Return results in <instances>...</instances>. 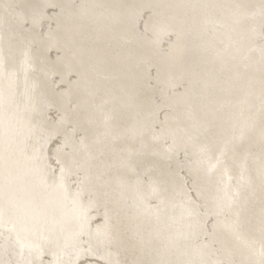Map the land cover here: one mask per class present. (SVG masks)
I'll return each mask as SVG.
<instances>
[{
	"label": "bare ground",
	"instance_id": "obj_1",
	"mask_svg": "<svg viewBox=\"0 0 264 264\" xmlns=\"http://www.w3.org/2000/svg\"><path fill=\"white\" fill-rule=\"evenodd\" d=\"M58 1L63 2L0 1V264H74L80 256L99 260L98 263L87 261L85 264H218L211 260L210 249L197 243V231L203 228L205 220L198 216L184 188L179 183H172L179 170V165L173 161L175 154L184 149V154L191 156L186 158L185 168L192 175L196 172L200 176L196 181L198 189L212 194L227 193L224 197L221 195L222 199L211 194V205V202L204 201L209 205L207 209L218 208L217 212L212 210L218 226L211 235L215 240L212 244L216 260L219 264H264V153L259 152L261 146L264 148V80L257 81L249 71L242 75L237 72L226 75L220 72V67H212L211 60H206L207 66L200 65L199 72L192 73L193 63L201 61V56L205 55L195 43L203 25L200 27L201 20L193 18L190 22L188 19L186 30H178L184 24V16L188 15V3L190 11H204L201 18L198 14L200 19L214 18L217 25L225 28L222 32L215 31L213 40L203 49L207 51L212 46L213 50H219L217 42L226 45L227 49L228 39L232 40L236 34H231V26H224L226 23L220 18L224 19L226 11L244 13L253 1L234 0L232 7H225L226 4L224 8L227 10L220 12V4L215 0H175L173 6L176 7L165 9L159 5L162 8L153 11L155 21L147 25L153 41L162 35L167 22L177 19L176 24L173 23L179 36H175L172 47L177 52L190 54L186 59L170 55L168 64L158 70L160 76L173 75L167 91L161 92L169 93L174 84L178 85L180 73L192 78L178 92L168 95L171 98L169 107L181 103L180 109L169 111L171 118L163 130L170 135L174 145L168 149V155L161 152L163 137L153 134L150 129L157 102L148 98L146 89L152 87L149 81L142 79L144 63L159 60L153 56L154 42L147 39V42H136L142 50L128 55L114 47L111 50L108 29L99 26L89 32L76 15L75 21L68 19L70 10H65V23L56 29L59 34L53 33L54 39L41 46L36 25L45 7ZM136 1L138 4L155 2ZM98 2L102 3V0ZM214 3L216 6L212 8ZM69 8L72 12L75 9ZM261 11L252 16L241 15L249 17L252 24L237 34L241 41L250 37L249 30L263 18ZM240 17L235 24L243 23L244 19ZM108 18L115 21L114 16ZM24 25L28 27L25 29ZM54 47L64 51L62 55L66 61L60 66L62 71L70 73L74 67L81 73L80 81H67L69 86L75 85L70 94L66 90L62 95H54L53 82L38 72L40 67L60 69L48 59V53ZM239 54L238 60L246 62L244 53ZM233 59L229 61L237 65L239 61L236 63V58ZM250 96L257 101H247ZM211 99L215 101L212 103ZM211 103L213 107L210 109ZM20 106L23 115H17ZM52 106L62 117L59 125L41 118L40 114H45ZM102 107L105 109L97 112ZM258 113L263 114L255 120ZM68 127L74 128L72 133H68ZM198 127L207 135L203 132L199 135ZM212 130L229 134L227 141L221 136L215 143L212 139L214 132L209 133ZM79 134L85 137L82 145L77 143ZM55 138L63 142L60 151L66 156L61 165L57 163L61 170L56 172L46 159L50 141ZM224 143L230 154L224 168L210 163L208 169L194 165V160L206 158L207 153L214 157L219 145L224 146ZM204 146L214 147L215 151L210 152ZM80 165L84 171L81 172L89 179L90 188L81 187L72 192L71 180L75 183L80 178L79 173L73 174L70 167ZM147 167L150 169V183L141 184V173ZM220 168L222 174H227L226 178L220 179V184L210 183L221 174ZM243 190L249 193L248 197H240ZM152 204L156 206L152 207ZM91 215L93 218L104 217L98 223V229L93 228Z\"/></svg>",
	"mask_w": 264,
	"mask_h": 264
},
{
	"label": "rangeland",
	"instance_id": "obj_2",
	"mask_svg": "<svg viewBox=\"0 0 264 264\" xmlns=\"http://www.w3.org/2000/svg\"><path fill=\"white\" fill-rule=\"evenodd\" d=\"M1 1V0H0ZM63 2L61 3V1H58V2H56V3H54V4H51V5H49L47 8L45 7V9H44V11H43V14H42V16L39 18V21H38V24L36 25V29L38 30L39 29V31H37V33L39 34V41H40V45L42 46L43 44H46L47 43V41H49V39L50 40H53L54 39V34H59V32L57 31L58 30V28H61V26L63 25V23H65V20H66V18H64V16H65V10H70V12H72L71 11V8H69V7H72V9H73V7L75 8V9H73V12L75 11V13L74 14H72V13H70L69 12V14L70 15H68L67 17H70V18H68V19H70V20H72V21H75L76 19L79 21H81V22H83V24H84V26H86L87 27V29L89 30V32L90 31H93L94 32V28H100L101 26V28H103V29H108V31H110V33H109V39H108V43L110 44V45H108V47H109V49H113V47H114V49L116 48V49H119L120 50V53L121 52H123V54H125V55H128V53L129 52H131V53H138L140 50H142V48L141 47H139V44H137L136 42H138V43H143L144 41H146L147 42V40H150V41H152V42H154V44L156 45H154V48H153V51H155V52H153L154 54H153V56L154 57H159V60L157 59V61H154V60H151V61H146L145 63H144V65L142 66V68L144 69V72H143V75H142V79L143 80H146V81H149V83H150V87H152V88H150V89H146L148 92H149V95H148V98L149 99H151L152 98V100H156V102H157V105H156V107H155V111H156V113H155V116H154V121L151 123V127H150V129H152V133L153 134H155V135H157V136H161V137H163V139H161L160 141V145H161V148H163L162 149V154L163 155H166L167 154V151H168V149H170V148H172L174 145L172 144V138L170 137V135L168 136L166 133H164L163 132V130H166L165 128H166V126L168 125V124H166L167 122H168V120L171 118V115L170 114H172V113H169V111L171 110V109H180V106H181V103H179V104H176V105H173V106H170L169 107V105H168V101L171 99L168 95L170 94V93H172V92H178L182 87H183V85H184V87L186 86V83L188 82V80H189V75H187V74H184V73H180V80H179V84L178 85H176V84H174L173 86H175L173 89H169L168 91H170L169 93H166V92H161V90H163V91H167V90H165L166 88H168V86H170V84L172 83V81H170L171 80V78L170 77H172L173 75H158L159 74V68L160 67H163L164 65H166V64H168V60H169V58L171 59V57H174V56H178L177 58H181V59H186V57H189V55L190 54H188V53H185L184 51H178L177 52V50H175V48L174 47H172V44L174 43V38H175V36H179L176 32V29H175V24H176V20L177 19H174V20H170L169 22H167L166 23V25H165V27H164V31H163V33H162V35L158 38V39H160V40H158V39H156V40H154L153 41V39H152V34H151V31L149 30V26H147V25H150V23H154V17H152V13H153V11H155L158 7H160V6H162V7H164L165 9H171V8H174V7H176V6H173V3L174 2H176L175 0H162V1H156V0H151V1H155V2H146V3H142V2H139V4L137 3V1L135 0H118V1H116V0H102V3L104 4H102L101 2L99 3L98 1H101V0H78V1H75V0H73L74 1V3H73V1L72 0H70V1H68V0H62ZM64 1H66V2H64ZM72 1V2H71ZM95 1V2H94ZM97 1V2H96ZM125 1H126V3H125ZM131 1H133L134 2V4H133V2H131ZM167 1H169V2H167ZM253 2H252V4H251V6L250 7H248V8H246L245 9V14H247L248 16H252V14L254 15V14H256V13H258L257 11L258 10H262L261 12V14H262V19H260V21L258 22V24H256V25H253V27L249 30V38L248 39H246V41H244V40H240V38L238 37V35H240L239 33H243V29H245L248 25H252L250 22V18L248 17V18H246V17H244V16H241V15H243L244 13H242V11H241V13H239L237 10V12L236 11H232L231 9V12H227L226 11V13L223 11V10H227L226 8H224V6L225 7H230L232 4H233V2H234V0H215V3H217V4H220L219 5V10H220V12L222 11V12H224L223 13V15L225 16L224 17V19L223 18H220L221 20H222V22H224V23H226V25H224V26H228L229 28H230V26H231V34H233V33H235V34H233V35H235V36H233V38H232V40L231 39H228V41H227V43H228V46H227V49H226V45H225V47L223 46V44L222 43H218L217 42V46H219L218 48H219V50H213V48H212V46H209V48L207 49V51H206V49H203V47L206 45V43H208L209 41H212L213 39V37H214V32L215 31H220L221 30V32L223 31V30H225V28H223V27H221L220 25H217V23H216V21L214 20V18H212V19H209L210 17H207V19L205 18H202V19H200L202 16H204L205 14H204V11L203 10H197V11H194V10H191L190 11V8H189V5H188V3L186 4V8H188L187 10H186V13H188V15H186V13L184 14V15H186V17L184 16V21H183V23L184 24H182V26L181 27H179V29L178 30H180L181 29V31L183 30H186L187 29V26H188V23L190 22V20H193V18L194 19H199V20H201V23H203V24H201L200 23V27H202V25H203V27L202 28H199V32H201L202 31V33L204 34V35H202V33H199V34H197V38H198V41H197V39L195 40V43H196V45L198 46V47H200V51H202L201 53L202 54H205L204 56L202 55L201 56V58H203L201 61H199V62H195V63H193V67H192V69H190V70H192V73H196V72H199L200 71V65L202 66H207L206 65V60H211L212 62L211 63H209L212 67H220V72L221 73H225L226 75L227 74H229V75H233L232 73L233 72H237L239 75H242L243 73H246V72H250L251 73V75H253L254 76V78L257 80V81H262V80H264V70H263V68L262 67H264V61H263V57H264V0H252ZM91 2V3H90ZM114 2V3H113ZM128 2H129V4H128ZM262 2V3H261ZM72 3V4H71ZM106 3V4H105ZM111 3V4H110ZM120 3H122V4H120ZM123 3H125V4H123ZM165 3H166V5H165ZM190 3V2H189ZM215 3L212 5V8H214V6H216L215 5ZM67 4H68V6H67ZM101 4V5H100ZM116 4V5H115ZM119 4V5H118ZM131 4V5H130ZM162 4V5H161ZM69 5H72V6H69ZM85 5H86V7H85ZM108 5V6H107ZM123 5H124V7H123ZM126 5V6H125ZM160 5V6H159ZM169 5H170V7H169ZM229 5V6H228ZM77 6V7H76ZM95 6V7H94ZM100 6H102V7H100ZM117 6V7H116ZM132 6V7H131ZM233 6V5H232ZM231 6V7H232ZM254 6V7H253ZM66 7H67V9H66ZM78 7L80 8V9H78ZM104 7V8H103ZM126 7V8H125ZM162 7H160V8H162ZM99 8V9H98ZM122 8V9H121ZM125 8V9H124ZM132 8V9H131ZM252 8V9H251ZM77 9V10H76ZM83 9V10H82ZM94 9H96L95 10V12L96 13H98V14H96L93 10ZM98 9V10H97ZM102 9H104V10H102ZM110 9V10H109ZM113 9H114V11H113ZM116 9V10H115ZM255 9V10H254ZM81 12V13H79V11ZM82 10V11H81ZM84 10H86V11H84ZM102 10V11H101ZM254 10V11H253ZM83 11H84V13H83ZM108 11V12H107ZM117 11V12H116ZM150 11V12H149ZM192 11H193V13H192ZM249 11V12H248ZM256 11V12H255ZM8 12H9V10H8ZM77 12V13H76ZM87 13V15H86V13ZM88 12H90V13H88ZM95 13L96 14V16H95V14L93 15L92 13ZM102 12H103V14H102ZM79 13V14H78ZM151 13V14H150ZM192 13V14H191ZM86 16H85V15ZM91 14V15H90ZM115 14V15H114ZM120 14V15H119ZM121 14H122V16H121ZM133 14V15H132ZM198 14H200L201 16H200V18H199V15ZM251 14V15H250ZM74 15H76V17H78V18H76L75 19V16ZM90 15V16H89ZM98 15V16H97ZM103 15H104V17H103ZM136 15V16H135ZM190 15V16H189ZM227 15V16H226ZM74 16V18H72ZM84 16V17H83ZM92 16V17H91ZM95 16V17H94ZM100 16V17H99ZM106 16H110V17H115V21L114 22H112L108 17L106 18ZM117 16V17H116ZM119 16V17H118ZM125 18H124V17ZM138 16V17H137ZM192 16V17H191ZM194 16V17H193ZM196 16H198V17H196ZM241 16V17H240ZM81 17V18H80ZM87 17H88V19H87ZM94 17V18H93ZM103 17V18H102ZM134 18V20H132L133 18ZM189 17V18H188ZM226 17L228 18V19H226ZM232 17V18H231ZM239 17L240 18H242V19H244L243 20V23L241 24V25H237V24H235V21L236 20H238L239 19ZM98 18V19H97ZM118 18H120L121 20H119ZM128 18H130L129 20H128ZM152 18V19H151ZM191 18V19H190ZM230 18V19H229ZM234 18V19H233ZM86 20V21H83V20ZM94 19V20H93ZM104 19H106L105 20V22H104ZM117 19V20H116ZM124 19V20H123ZM188 19H189V22H188ZM91 20V22L92 21H94V22H92L93 23V25L91 24V22L89 23V21ZM110 20V21H109ZM129 22H128V21ZM206 20V22H204ZM214 20V21H213ZM227 20V21H226ZM231 20H233V21H231ZM249 20V21H248ZM88 21V22H87ZM102 21V22H101ZM119 21V22H118ZM126 21V22H125ZM153 21V22H152ZM173 21H174V23H173ZM214 23V24H212V22ZM132 22V23H131ZM134 22V23H133ZM171 22V23H170ZM211 22V23H210ZM233 22V23H232ZM89 23V24H88ZM94 23H97V24H94ZM105 23V24H104ZM108 23V24H107ZM115 23V24H114ZM119 23H121V25L119 24ZM128 23V24H127ZM205 23V24H204ZM228 23V24H227ZM40 24V25H39ZM113 24V25H112ZM124 24V25H123ZM173 24V25H172ZM234 24V25H233ZM98 25V26H97ZM112 25V26H111ZM117 25H119V26H117ZM172 25V27H170ZM205 25V26H204ZM237 25V26H236ZM37 26H39V27H37ZM60 26V27H59ZM91 28H90V27ZM100 26V27H99ZM104 26H106V28L104 27ZM108 26V27H107ZM207 26V27H206ZM241 26V27H240ZM28 27V25H24V28L26 29ZM93 27V28H92ZM112 27V28H111ZM171 29H170V28ZM90 28V29H89ZM114 28V29H113ZM117 28V29H116ZM221 28V29H220ZM57 29V30H56ZM119 29V30H118ZM124 29V30H123ZM168 29H170V30H168ZM200 29H201V31H200ZM217 29V30H216ZM219 29V30H218ZM45 30H47V31H45ZM114 31V33H113V31ZM116 30V31H115ZM127 30V31H126ZM149 30V31H148ZM234 30V31H233ZM238 30V32H236ZM51 32V34H50V32ZM122 31H123V33H122ZM131 31V32H130ZM233 32V33H232ZM54 33V34H53ZM118 33V34H117ZM122 33V34H121ZM121 34V35H120ZM125 34V36H123ZM128 34V35H127ZM230 34V35H231ZM238 34V35H237ZM110 35H111V37H110ZM126 35H127V37H126ZM165 35V36H164ZM221 35H223V34H221ZM59 36V35H58ZM131 36V37H130ZM203 36V37H202ZM114 37H115V39H114ZM120 38V39H117V38ZM133 37V38H132ZM135 37V38H134ZM148 37V38H147ZM46 38V39H45ZM127 38H128V40H129V42H128V40H127ZM222 38V37H221ZM255 38V39H254ZM147 39V40H146ZM152 39V40H151ZM162 39V40H161ZM203 40V41H200V40ZM226 40H227V38H225ZM16 40H18V39H16ZM115 40V41H114ZM122 40V41H121ZM131 40V41H130ZM135 41V42H133V41ZM137 40V41H136ZM19 41V40H18ZM111 41V42H110ZM113 41H114V43H116V45H113L114 43H113ZM122 42V43H121ZM129 44H128V43ZM107 43V44H108ZM119 46H118V45ZM240 44V45H239ZM112 45V46H111ZM222 47H221V46ZM235 45V47H240V48H236V50L234 49L235 47H233ZM126 46L128 47L129 46V48H126ZM158 46V47H157ZM137 47V48H136ZM157 47V48H156ZM215 47H216V45H215ZM242 47V48H241ZM156 48V49H155ZM128 49V50H127ZM173 49V50H172ZM196 49H198V48H196ZM203 49V50H202ZM225 50V51H224ZM175 51V52H174ZM197 51H199V49L197 50ZM63 49L62 48H60V47H58V49H57V47H54L51 51H50V53H48V59H51V61L53 62V64L54 65H59V67L62 65V66H64V62L66 61V60H64L63 59ZM227 52L229 53V54H227ZM239 52H242V53H244V55H245V57L247 58V59H245L246 60V62L245 61H243L242 62V60H238V58L241 56L240 54H239ZM127 53V54H126ZM234 53V54H233ZM238 53V54H237ZM257 53V54H256ZM247 54H249L248 56H247ZM170 55H171V57H170ZM173 55V56H172ZM210 55V56H209ZM216 55V56H215ZM230 55V56H229ZM261 55H263V56H261ZM92 56V55H91ZM229 56L230 57V59H233L234 57L236 58V60H235V62L236 63H238L237 61H239V63L236 65V64H234V63H231L230 61V59H228L227 57ZM219 57V58H218ZM261 57H262V59H261ZM60 58V59H59ZM66 58V57H65ZM216 58V59H215ZM254 58H255V61H254ZM259 58V59H258ZM67 59V58H66ZM124 59V58H123ZM125 59H128V61L129 62H132L130 59H129V57L127 58V57H125ZM218 59V60H217ZM222 59V60H221ZM226 60H228V61H226ZM230 60V61H229ZM234 60V59H233ZM261 60V61H260ZM95 61V60H94ZM164 61V62H163ZM225 62V63H224ZM227 62V63H226ZM263 62V63H262ZM133 63V62H132ZM166 63V64H165ZM215 63V64H214ZM241 63V64H240ZM245 63V64H244ZM247 63H249V65L247 64ZM47 65H52V64H48V63H46ZM46 64H45V66H46ZM221 64V65H220ZM160 65V66H159ZM231 66V67H229V66ZM235 65V66H234ZM133 66H135L136 68H139V66H137L136 64H134ZM248 66H249V68H248ZM252 66V67H251ZM257 68H256V67ZM39 67V66H38ZM227 68V71L225 70L226 68ZM233 67H237L238 69H236V70H238V71H236L235 69H233ZM239 67H241V68H239ZM53 69H50V70H47V69H45V68H37L38 69V72H40V73H43L44 74V76L48 79V81L50 82V83H52V92H53V94L54 95H56V93H57V95L56 96H58V94L60 95V93H61V95L62 94H64V92H66V90H67V92L70 94L71 92H72V90H73V88H75V85L74 86H69L68 85V82L67 81H70V82H74V81H80V77H81V73L79 72L78 73V71H76V69H74V67L72 68L73 70H71L70 71V73L68 72V73H65V71H62V69H61V67H60V69H58L57 67L55 68V67H52ZM141 68V69H142ZM58 69V70H57ZM230 69V70H229ZM45 72H44V71ZM57 70V71H56ZM62 71V73H61V71ZM244 70V71H243ZM247 70V71H246ZM180 71H182V69L180 68ZM53 72V73H52ZM230 72V73H229ZM242 72V73H241ZM48 73L51 75H48ZM64 74H65V76H64ZM68 76H67V75ZM257 74V75H256ZM263 74V75H262ZM56 76H60V78L58 79V77H56ZM183 76H187V77H184L183 78ZM207 76H209V72L207 73V75H206V77ZM53 77V78H52ZM157 77V78H156ZM258 77V78H257ZM263 77V78H262ZM51 78V79H50ZM56 78H57V80H56ZM68 78V79H67ZM182 78V79H181ZM262 78V79H261ZM67 79V80H66ZM168 79V80H167ZM190 79H192V78H190ZM158 80V81H157ZM55 81V82H54ZM158 85H157V84ZM184 83V84H183ZM167 85V86H166ZM65 86H66V89H65ZM163 86V87H162ZM172 86V85H171ZM155 88V89H154ZM162 88H164V89H162ZM65 89V90H64ZM139 91H141V88H139ZM155 94V95H154ZM68 95V94H67ZM230 96V93H228L227 94V96ZM259 97H260V95H259ZM153 98H155V99H153ZM178 98H181V97H178ZM183 99H184V97H182ZM186 98V97H185ZM185 100H187V99H185ZM212 100V103L216 100V98H215V100L214 99H211ZM250 100L251 101H254V102H256L257 100H252V96H250L249 98H248V100L247 101H249L250 102ZM192 102H194V101H192ZM78 103H80V102H78ZM211 103V105H209L210 106V109L213 107V104ZM192 105H194V104H192ZM21 107V106H20ZM19 107V108H20ZM50 108V107H49ZM48 108V110H47V112L45 113V114H47V116L46 117H44L45 116V114L44 113H42V114H40L41 115V118L43 119H45L47 122H52V120H53V122H54V125H59L60 123H61V121H62V117L61 116H59V113L57 112V110L55 109V107H51L50 109ZM52 109V110H51ZM97 109V108H96ZM98 109H100V108H98ZM97 109V112H99V111H101V110H103V109H105L104 107H102L100 110H98ZM21 110V112L19 113V111ZM51 110V111H50ZM56 110V111H55ZM50 111V112H49ZM16 112H18L17 113V115L19 114V115H23V107H21L20 109H17V111ZM48 112H49V114H48ZM51 113V114H50ZM25 114V113H24ZM259 114V113H258ZM255 115V117H254V119L255 120H258L259 118H260V116L263 114V113H261V114H259V115ZM43 116V117H42ZM166 125V126H165ZM165 126V127H164ZM164 127V129H162ZM254 127H256V126H254ZM199 128V129H198ZM198 128H196V129H198V134L199 135H203V133H204V131H203V129L202 128H200V127H198ZM73 127H68L67 128V131H68V133H72L73 132ZM241 129V128H240ZM243 129V128H242ZM241 129V130H242ZM199 130H202L201 132L199 131ZM252 130V129H251ZM206 131V130H205ZM155 132V133H154ZM203 132V133H202ZM214 132V135H215V137H212V139H213V141L216 143V141H217V137H224V139L227 141V137H229V134H225V133H222V132H220L219 130H212V132L210 131L209 133H213ZM216 132V133H215ZM241 132V131H240ZM209 133H208V135H209ZM221 133V134H220ZM239 133V132H238ZM204 134H206L207 135V133H204ZM162 135H164V136H162ZM219 135V136H218ZM228 135V136H227ZM77 138H78V140H77V143H79V145H82L83 144V140H84V136H83V134H79L78 136H77ZM63 141V140H62ZM61 142V140L60 139H56L55 138V140L54 139H52L51 141H50V144H49V146H48V149H47V158L46 159H48V161L49 162H47V160H46V162L47 163H49L48 165H49V167L54 171V172H56V171H60L61 170V163L62 162H64V160H65V155H64V153H61V151H60V147L62 146V144H63V142L62 143H60ZM60 144H61V146H60ZM220 144V143H219ZM223 144H221V145H219V150H218V153L216 152V155L214 156V157H212L211 155H209L207 152V154H206V156L208 157H206V156H204V157H206V158H201L200 160H194L195 162H193L194 163V165L196 166V167H200L201 169L202 168H206V169H208V168H210V166L208 165V163H210V165H215V166H218V167H221V168H224L226 165H227V161H228V159H227V157L229 158V156H230V154H229V150H226V145H225V143H224V146H222ZM262 145V144H261ZM260 145V146H261ZM209 146V145H208ZM208 146H204L203 148H208V149H210L209 151L211 152H214L215 151V148L214 147H208ZM164 148H166V149H164ZM261 149H259L260 151L259 152H261V155H262V153H264V148L262 149V146L260 147ZM194 149V148H193ZM201 149H202V147H201ZM213 149V150H212ZM200 150V149H199ZM203 150H205V149H203ZM226 150V151H225ZM197 150H194V152H196ZM165 152V153H164ZM184 152H185V149H184V151L183 150H177V152H176V154H175V158H174V164H178L179 166H178V168H179V170H178V172L175 174V176H173V184H175V183H179L180 184V186L182 187V189L184 188V191H185V193L189 196V201H190V203H192V205L194 206V207H196V210H197V213H198V216H201V217H203V220H205V222H204V226H203V228H201V230H198L197 231V233H198V240H197V243L198 244H205V246L206 247H208L209 249H210V251L212 252H210V256H211V260L212 261H214V262H218V264H219V261H217L216 260V258H217V256H216V254H215V248H213V241H215V240H213L212 238H211V235H213L214 234V232H215V230H216V228H217V226H218V224L215 222L216 221V219L214 218V215L213 214H215L214 212H212V210H218V208L217 207H214V206H212V210H209V209H207V207L206 206H209V205H205V203L207 204V202H204V201H208V203L209 202H211L210 203V205L213 203L212 201H211V199L213 198V196H217V198L218 199H222L225 195H227V193H226V191H225V193L223 192V193H220V192H218V193H214V194H212V193H210V192H208L207 190L205 191V190H201L200 191V189H198V187L196 186V181H197V179H199V175L195 172L193 175L190 173V172H188L187 171V169L185 168V163H186V158L187 157H191L190 155H185L184 154ZM52 153V154H51ZM51 155H52V157H51ZM62 155H64V157H62ZM168 155V154H167ZM171 157V156H170ZM52 158V159H51ZM210 158V159H209ZM54 159H56V160H54ZM55 161V162H53V161ZM59 160V161H58ZM204 160V161H203ZM62 161V162H61ZM187 161H188V159H187ZM211 161V162H210ZM60 162V165H58L57 163H59ZM198 162V163H197ZM230 162V161H229ZM54 163V164H53ZM66 163V162H65ZM171 164V163H170ZM51 165V166H50ZM56 166H57V168H56ZM60 166V167H59ZM71 168V170H72V173L73 174H75V175H78V173H79V175H78V178H80V180L78 179L77 180V182L75 181V183H74V181H72L71 180V182H70V186H71V190H72V192H77V191H79V189H81V187H85L86 189H89L90 188V186L88 185V180L86 179V175H85V173L83 174L82 172H84L82 169H81V165L80 166H76L75 168H73L72 166L70 167ZM221 168L219 169V171L221 172V174H219V176H217L214 180H212V181H210V183H216V184H220L221 182V180L223 179V177L224 178H226V176L225 175H227L226 173L225 174H222L223 172H222V170H221ZM76 169V170H75ZM189 169V168H188ZM191 169V168H190ZM80 170V171H79ZM81 170H82V172H81ZM199 171V170H198ZM202 172V171H201ZM142 174V179H141V181H140V183L142 184V182H147V183H150L149 182V180H148V177H150L149 175H150V169L147 167L146 169H144V171H143V173H141ZM82 175V176H81ZM85 177V178H84ZM221 179V180H220ZM82 182V184H81V182ZM178 181V182H177ZM84 182V183H83ZM175 182V183H174ZM78 183V184H77ZM73 186H72V185ZM87 184V185H86ZM80 187V188H79ZM222 186H220V188H221ZM78 188V189H77ZM200 188V187H199ZM218 188V187H217ZM215 189V188H214ZM183 191V190H182ZM244 191H246V190H243L242 192H241V194H242V196H240V197H248L249 196V193L247 192H244ZM206 192V193H205ZM244 192V193H243ZM213 196H212V195ZM244 194V195H243ZM220 195V196H219ZM223 197H222V196ZM82 197V196H81ZM212 197V198H211ZM156 205L155 204H152V207H155ZM210 208V207H209ZM217 210H216V212H217ZM93 216H95V214H92ZM91 215V222H93V228L94 229H98V227H97V225L99 226V224L104 220V217H102L101 218V216L99 215V216H97V217H94L93 218V216ZM214 219H215V221H214ZM98 220V221H97ZM99 223V224H98ZM94 224H95V226H94ZM201 240V241H200ZM202 241H203V243H202ZM87 249H89V247H87ZM212 254V255H211ZM85 257H87V256H85ZM85 257H79V259H75L76 261H75V263L74 264H77V262H78V264L80 263V264H85L87 261H95V262H97L98 263V261L99 260H97L96 261V259L95 258H89L90 256H88L87 258H85ZM82 258V259H81ZM91 259V260H89V259ZM84 259H85V261H84ZM93 259V260H92Z\"/></svg>",
	"mask_w": 264,
	"mask_h": 264
}]
</instances>
